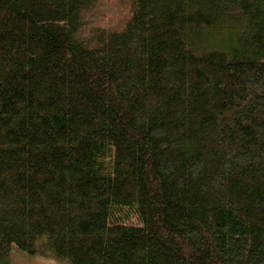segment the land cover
I'll return each mask as SVG.
<instances>
[{
    "label": "trees",
    "instance_id": "16d2710c",
    "mask_svg": "<svg viewBox=\"0 0 264 264\" xmlns=\"http://www.w3.org/2000/svg\"><path fill=\"white\" fill-rule=\"evenodd\" d=\"M264 264V0H0V264Z\"/></svg>",
    "mask_w": 264,
    "mask_h": 264
},
{
    "label": "rangeland",
    "instance_id": "374dc122",
    "mask_svg": "<svg viewBox=\"0 0 264 264\" xmlns=\"http://www.w3.org/2000/svg\"><path fill=\"white\" fill-rule=\"evenodd\" d=\"M8 264H62L52 259L45 249H38L34 256H25L13 250L8 258Z\"/></svg>",
    "mask_w": 264,
    "mask_h": 264
}]
</instances>
